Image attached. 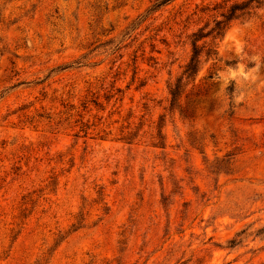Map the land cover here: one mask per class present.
I'll use <instances>...</instances> for the list:
<instances>
[{
	"label": "rangeland",
	"instance_id": "1",
	"mask_svg": "<svg viewBox=\"0 0 264 264\" xmlns=\"http://www.w3.org/2000/svg\"><path fill=\"white\" fill-rule=\"evenodd\" d=\"M0 264H264V0H0Z\"/></svg>",
	"mask_w": 264,
	"mask_h": 264
},
{
	"label": "trees",
	"instance_id": "2",
	"mask_svg": "<svg viewBox=\"0 0 264 264\" xmlns=\"http://www.w3.org/2000/svg\"><path fill=\"white\" fill-rule=\"evenodd\" d=\"M249 4H232L227 12L222 13V19L215 20L214 26L209 28L207 31L203 32L201 30H197L192 32L190 38V55L187 61L184 63L181 72L175 79L168 83V93L170 95V106L174 108V106L180 107V97L184 92L185 87L193 82L196 74L199 71L200 63H201V55L202 53L208 59L211 55L217 54L216 49L207 48L205 51L203 49L206 47V42H203L202 45H198L197 41L206 38L208 36H212L213 38L222 36L223 30H225L227 24L235 18L236 11L248 8ZM182 109V108H181ZM233 243L232 240H230Z\"/></svg>",
	"mask_w": 264,
	"mask_h": 264
}]
</instances>
